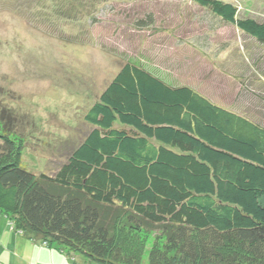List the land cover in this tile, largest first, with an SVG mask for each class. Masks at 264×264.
Wrapping results in <instances>:
<instances>
[{"label":"trees","instance_id":"16d2710c","mask_svg":"<svg viewBox=\"0 0 264 264\" xmlns=\"http://www.w3.org/2000/svg\"><path fill=\"white\" fill-rule=\"evenodd\" d=\"M194 3L264 51V21L224 0ZM138 24L148 28L152 15ZM169 67L126 62L86 113L89 134L52 174L29 171L21 146L0 133V212L17 233L74 264L75 254L144 264L117 241L122 230L155 236L146 264H264V124Z\"/></svg>","mask_w":264,"mask_h":264},{"label":"rangeland","instance_id":"374dc122","mask_svg":"<svg viewBox=\"0 0 264 264\" xmlns=\"http://www.w3.org/2000/svg\"><path fill=\"white\" fill-rule=\"evenodd\" d=\"M224 1L240 17L264 21V0ZM149 15L153 24L140 26ZM257 46L194 0H0V133L21 146L29 171L52 174L85 140L86 113L130 60L171 66L182 84L264 124V51ZM117 239L144 264L158 245L153 234L122 230ZM72 261L17 233L0 212V264Z\"/></svg>","mask_w":264,"mask_h":264}]
</instances>
